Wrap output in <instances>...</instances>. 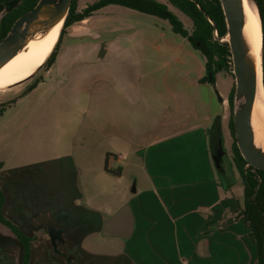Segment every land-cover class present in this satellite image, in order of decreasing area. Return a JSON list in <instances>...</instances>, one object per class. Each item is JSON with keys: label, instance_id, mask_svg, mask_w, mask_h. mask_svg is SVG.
Listing matches in <instances>:
<instances>
[{"label": "crops", "instance_id": "1", "mask_svg": "<svg viewBox=\"0 0 264 264\" xmlns=\"http://www.w3.org/2000/svg\"><path fill=\"white\" fill-rule=\"evenodd\" d=\"M114 6L72 25L56 61L59 87L41 81L13 96L0 115L31 102L12 124H0L2 213L31 239L28 264H256L240 215L244 188L239 196L223 182L211 145L216 126L223 134L231 115V89L217 99L218 72L212 83L206 66L192 75L176 58L163 78L164 104L149 106L151 84L157 91L155 75L144 71L148 61L119 62L130 55L106 51L94 28ZM112 54L120 71L101 70ZM127 204L135 220L130 239L105 236L106 221ZM25 252L0 223V264H25Z\"/></svg>", "mask_w": 264, "mask_h": 264}, {"label": "rangeland", "instance_id": "2", "mask_svg": "<svg viewBox=\"0 0 264 264\" xmlns=\"http://www.w3.org/2000/svg\"><path fill=\"white\" fill-rule=\"evenodd\" d=\"M3 1L6 0H0V2ZM97 1L99 0H78V10L83 11L88 5L94 4ZM155 1L167 3V0ZM168 5L169 10L175 13L183 22L185 28L191 32L193 29V23L191 19H189L171 4ZM100 14L102 17L96 19L93 24L95 26V30L103 39L102 41L107 42L104 44L109 46L106 47V51H109L110 47L119 48L118 50L122 52L121 54L130 55V57H122L119 59V62L129 59L127 64L131 60L140 58H143V62L148 61V69L144 71L148 70L149 73L155 75L156 80L154 88L157 91L155 92L151 89V84L148 93L149 106L157 107L161 104H164L165 84L163 78L168 71L173 70V68L175 69V66L177 65L176 58H179L181 61V70L183 72L189 71L192 73V75L199 74L200 68L205 67V58L202 55L200 49L192 45L187 39L173 32L172 26L168 19L157 14L145 13L137 9L126 8L124 6L109 7L105 10H102ZM72 25L65 29V34L62 38L63 40L57 49V59L62 54L61 49L66 44V40L71 38L69 35L71 33L70 29H72ZM116 50L117 49L114 51ZM108 58L106 66L103 64L101 66V70L105 68L106 70L108 69L107 71H120L118 65L121 63H115L114 55L112 54V56ZM56 61L51 66L43 65L33 77L14 86L12 89L1 91L0 106H7L11 104L14 101L12 100L13 96L17 97L19 94L27 92L28 88L37 81H46L49 84L55 82V84L59 87L62 77L60 75V65H57ZM183 62H186V66L182 65ZM109 63L110 67H108ZM140 65V63L137 65V67L134 65L136 70H140ZM227 66V68H222L218 71L219 75L217 76V88L212 86V89L217 95V99L220 98L221 93L228 95L230 89L232 90L233 86H235L233 65L228 63ZM120 69L123 70V67ZM204 87L208 89L210 86ZM34 98L35 97H33V99ZM30 103V100H28L21 104H24L23 106H18L17 109L15 108L14 111L12 110L13 108L8 110L10 112H7L4 116L0 117V124L3 126L12 124L15 120H17V114L15 111L23 110V108L27 105H30ZM103 115V117H109L110 112L106 111L103 113ZM24 116L25 114L20 115V117ZM86 116L87 115H85V121L87 122L88 118ZM229 122L230 115L222 134V142L226 152L223 157V161L221 162L223 169H219V172L223 182L233 187L240 194L239 196H242L243 181L233 158L232 147L234 144V137L231 134ZM133 132L134 134L137 133L135 129ZM100 136V138L104 141L105 133H102ZM92 145H88V147H91ZM99 156H101V160L103 158L105 160L108 157L107 153L103 152H101ZM109 158L108 160H111V166L117 167L116 164H114L113 159ZM121 166H123V164H121ZM126 177L127 184L133 186L134 181H131L133 176L130 171L127 172Z\"/></svg>", "mask_w": 264, "mask_h": 264}, {"label": "trees", "instance_id": "3", "mask_svg": "<svg viewBox=\"0 0 264 264\" xmlns=\"http://www.w3.org/2000/svg\"><path fill=\"white\" fill-rule=\"evenodd\" d=\"M39 0H6L0 2V42L10 32L15 21L24 13L32 10ZM262 22L263 31V71H264V0H256ZM171 4L193 23V29L189 32L179 17L169 10ZM108 5H120L127 8L137 9L139 11L151 14H157L169 20L173 32L179 34L183 38L191 42L192 45L198 47L204 56L206 62V79L211 78L215 83V76L222 68H227L231 61V50L228 42L216 40L215 32L219 38L227 35V24L220 0H167V3L157 2L155 0H99L94 4L88 5L83 11L78 10V0H72L69 13L62 27L59 40L44 65H53L57 59V49L61 43L65 29L76 23L89 18L93 12ZM215 24L214 25L212 24ZM211 76V77H210ZM40 81L35 82L28 88L27 92L37 87ZM26 92V93H27ZM234 94L235 86H233L229 95L230 105V129L234 137L232 147L233 158L240 172L244 196L245 206L240 215L244 216L250 229V237L253 239L257 248L256 264H264V171L254 170L248 166L247 161L243 158L237 146L234 131ZM5 106H0V115L3 113ZM220 123L218 119L217 124ZM211 145L215 151V137L211 138ZM4 164L0 162V172ZM221 163V169H223ZM105 170L119 176L118 170H111L106 162ZM4 203V193L0 187V223L10 228L16 236L24 243L25 264L29 259V243L30 238L25 236L18 227L9 221L2 213Z\"/></svg>", "mask_w": 264, "mask_h": 264}, {"label": "water", "instance_id": "4", "mask_svg": "<svg viewBox=\"0 0 264 264\" xmlns=\"http://www.w3.org/2000/svg\"><path fill=\"white\" fill-rule=\"evenodd\" d=\"M253 1L258 8L256 0ZM220 2L227 24V35L223 38H219L217 32L215 35L216 40L228 42L232 55L235 77L233 121L237 146L248 166L257 171H264V148L256 141L251 130L257 90V63L248 41L243 0H220ZM71 3L72 0H39L32 10L21 15L0 42V70L25 48L33 34L42 30L49 22L62 16L65 22ZM212 24L215 27V24ZM222 156V152L213 155L218 169L221 168ZM134 226L132 208L127 204L106 221L104 235L130 239Z\"/></svg>", "mask_w": 264, "mask_h": 264}, {"label": "bare ground", "instance_id": "5", "mask_svg": "<svg viewBox=\"0 0 264 264\" xmlns=\"http://www.w3.org/2000/svg\"><path fill=\"white\" fill-rule=\"evenodd\" d=\"M246 31L251 52L256 60L257 90L251 121L256 141L264 148V72L263 33L259 10L253 0H243ZM63 16L49 22L33 34L25 48L0 70V92L32 77L54 50L63 27Z\"/></svg>", "mask_w": 264, "mask_h": 264}, {"label": "flooded vegetation", "instance_id": "6", "mask_svg": "<svg viewBox=\"0 0 264 264\" xmlns=\"http://www.w3.org/2000/svg\"><path fill=\"white\" fill-rule=\"evenodd\" d=\"M213 136L215 137V151H214V153H219V152L221 153L222 152V154H223L222 161H223V157H224L226 151L224 149L223 142H222V128H221L220 124L218 126H216L214 133H213ZM220 143H222V144H220ZM221 146H222V150H220Z\"/></svg>", "mask_w": 264, "mask_h": 264}, {"label": "built area", "instance_id": "7", "mask_svg": "<svg viewBox=\"0 0 264 264\" xmlns=\"http://www.w3.org/2000/svg\"><path fill=\"white\" fill-rule=\"evenodd\" d=\"M229 64L232 65V57H231V61L229 62ZM119 158H122V156H119Z\"/></svg>", "mask_w": 264, "mask_h": 264}]
</instances>
